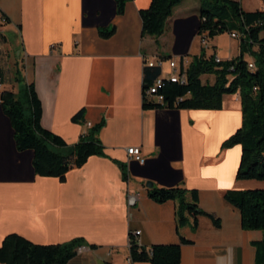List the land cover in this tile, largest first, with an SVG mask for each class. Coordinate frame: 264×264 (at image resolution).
Returning a JSON list of instances; mask_svg holds the SVG:
<instances>
[{
  "label": "crops",
  "instance_id": "1",
  "mask_svg": "<svg viewBox=\"0 0 264 264\" xmlns=\"http://www.w3.org/2000/svg\"><path fill=\"white\" fill-rule=\"evenodd\" d=\"M200 1H183L164 35L154 39L143 37L140 17L151 0H132L123 16H117L114 0H0L2 90L17 94L33 83L42 126L69 148L104 121L99 139L106 154L72 169L64 182L40 177L33 152L17 150L0 103V246L10 234L38 245L81 238L86 244L68 264H132L130 233H140L143 246L179 242L177 205L151 200L146 184L152 182L198 190L200 208L221 222L216 228L203 216L196 232L190 226L180 230L190 241L182 246V264H255L253 243L264 232L244 230L240 211L225 200L230 190L264 188L263 182L237 180L241 146L223 148L242 126L240 96H224L220 111L143 109L146 61L164 58L165 74L170 60L191 59L204 47L198 36ZM238 1L246 12L264 11V0ZM114 26L113 37H100L99 29ZM202 80L213 84L215 77ZM81 110L84 124L73 123ZM130 148H140L145 162L130 160ZM119 163L128 166V182Z\"/></svg>",
  "mask_w": 264,
  "mask_h": 264
},
{
  "label": "trees",
  "instance_id": "2",
  "mask_svg": "<svg viewBox=\"0 0 264 264\" xmlns=\"http://www.w3.org/2000/svg\"><path fill=\"white\" fill-rule=\"evenodd\" d=\"M114 1L117 16H123L132 0ZM183 1L151 0L149 8L140 12L143 37L158 39L163 36L175 9ZM199 16L198 36L209 42L219 36L236 33L238 56L230 60H218L216 53L208 54V49L203 47L199 55L191 57L186 84L172 83L162 77L160 68L146 66L143 109L220 111L224 96L239 95L242 126L224 142L223 148H242L236 175L238 181L264 182V11L246 12L238 0H201ZM4 19L7 23L8 19ZM115 33V26L99 29L102 39H110ZM3 39L0 33V43H3ZM248 54L253 62L247 61ZM252 64L253 69L250 68ZM204 76H214L215 82L204 83ZM159 77L162 83L157 88V96L164 99L163 104L150 100L146 95L147 89ZM15 80L22 82L18 71ZM0 103L14 130L17 150L33 152L36 175L64 182L72 169L82 168L91 157H106L105 148L99 139L104 121L91 127L74 147L69 148L63 138L42 126V104L33 83L26 85L17 94L4 90ZM72 122L84 124L85 111L81 110L74 115ZM119 166L123 180L128 182V166L123 163H119ZM148 197L157 204L169 201L176 203L179 242L143 246L139 236L130 233L129 258L132 264H182V246L190 244L181 236L182 228L190 226L196 232L199 219L203 216L209 217L216 228L221 226L218 218L200 208L196 189L154 186L148 189ZM225 200L240 211L244 230L264 232V189L230 190L226 192ZM85 244L83 239L78 238L65 244L38 245L18 234H10L0 246V264H68ZM253 247L256 250L255 264H264V239L253 243Z\"/></svg>",
  "mask_w": 264,
  "mask_h": 264
},
{
  "label": "built area",
  "instance_id": "3",
  "mask_svg": "<svg viewBox=\"0 0 264 264\" xmlns=\"http://www.w3.org/2000/svg\"><path fill=\"white\" fill-rule=\"evenodd\" d=\"M2 22L5 23V19H2ZM232 39H238V35L236 33H233L230 35ZM201 38V37H200ZM201 43L205 47H207L208 41L206 39L201 38ZM3 53V44L0 43V54ZM219 60V59H218ZM164 58H157L154 57L152 60L146 61V66L150 68H160L161 73L163 74V67H164ZM191 64V59L189 57H182L179 59H172L169 61V67H170V72L168 75H174L176 77H181L182 84L187 83V70ZM254 68L252 64V69ZM157 81H160V77L155 81V83L149 87L146 91V95L150 100H153L157 103L163 104L164 99H157ZM2 86H3V78L0 75V96L2 95ZM127 155L130 160H135L139 163H144L145 158L142 154V151L140 148H130L127 150ZM136 197H132V200H135ZM138 236L140 233H136Z\"/></svg>",
  "mask_w": 264,
  "mask_h": 264
},
{
  "label": "rangeland",
  "instance_id": "4",
  "mask_svg": "<svg viewBox=\"0 0 264 264\" xmlns=\"http://www.w3.org/2000/svg\"><path fill=\"white\" fill-rule=\"evenodd\" d=\"M226 35L227 34L219 36L216 38L215 42H213V43L211 42L210 48L207 51H210L213 54L217 52V54H219L221 57L226 58V59H229L230 57H235V56H233L235 53V49H234L235 42L232 43L233 39H231L229 36H226ZM200 41H201V38H200ZM212 44H215L216 47L215 48L212 47ZM202 47H203V45H202ZM168 56H170V55L168 54ZM221 57L220 58L217 57V58L219 60H222ZM246 59H247V61H251L253 58L248 54V55H246ZM222 61H225V60H222ZM164 72H165V74L163 77H168V73L166 72L165 69H164ZM20 90H22V89H18V92ZM255 189H264V188H255Z\"/></svg>",
  "mask_w": 264,
  "mask_h": 264
},
{
  "label": "bare ground",
  "instance_id": "5",
  "mask_svg": "<svg viewBox=\"0 0 264 264\" xmlns=\"http://www.w3.org/2000/svg\"><path fill=\"white\" fill-rule=\"evenodd\" d=\"M250 68L252 69V65H250ZM168 79H169L172 83H180V84H182L181 77H176V76H174V75H170V76L168 77ZM161 83H162L161 80H160V81H157V88H158V86L161 85ZM157 99H163V98L157 96Z\"/></svg>",
  "mask_w": 264,
  "mask_h": 264
},
{
  "label": "water",
  "instance_id": "6",
  "mask_svg": "<svg viewBox=\"0 0 264 264\" xmlns=\"http://www.w3.org/2000/svg\"><path fill=\"white\" fill-rule=\"evenodd\" d=\"M153 187H154V185H153L152 182H148V183L146 184V188H147V189H151V188H153Z\"/></svg>",
  "mask_w": 264,
  "mask_h": 264
}]
</instances>
